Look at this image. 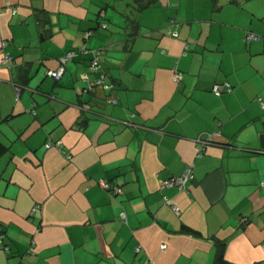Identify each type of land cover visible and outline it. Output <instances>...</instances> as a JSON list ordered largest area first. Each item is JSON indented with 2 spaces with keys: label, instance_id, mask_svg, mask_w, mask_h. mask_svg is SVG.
Returning <instances> with one entry per match:
<instances>
[{
  "label": "crops",
  "instance_id": "0c3cea01",
  "mask_svg": "<svg viewBox=\"0 0 264 264\" xmlns=\"http://www.w3.org/2000/svg\"><path fill=\"white\" fill-rule=\"evenodd\" d=\"M1 40L0 264H264V0H0ZM81 46L112 88L46 75Z\"/></svg>",
  "mask_w": 264,
  "mask_h": 264
},
{
  "label": "built area",
  "instance_id": "2783aa9c",
  "mask_svg": "<svg viewBox=\"0 0 264 264\" xmlns=\"http://www.w3.org/2000/svg\"><path fill=\"white\" fill-rule=\"evenodd\" d=\"M101 15H103L101 13ZM90 35L89 32L85 33L84 37L87 38L88 36ZM173 35H176V33L174 32ZM252 39H258V37L254 34H249L247 35L246 37V40L249 41V40H252ZM6 46V41L5 40H1L0 42V49L1 51L4 50ZM78 54H87V53H90L91 54V59L89 61V69L91 72L95 73L97 75V78L92 82V86L91 87H96V86H99V87H102L104 89H110L112 88V85L110 83H108L109 81H107V78H106V74L105 72L101 69L100 67V57L102 55H104L105 53V49L104 48H99V49H95V50H89L87 49L85 46H81L78 48V51L75 52V51H69L67 52V54L63 57L60 58V65L55 69V70H47L46 71V75L53 78L54 80H59L63 71H64V66H65V63L71 59H73L74 56H76ZM13 61V57L9 54H6V53H3V56H2V59H1V65L5 66V67H9L10 64L12 63ZM181 77V75L177 74L174 76V79L175 81H177L179 78ZM224 86L227 87V84L225 83ZM19 87L16 88V91H17V95L19 93ZM212 91L216 94V95H219L222 90L221 88L218 86V85H214L213 88H212ZM112 104H115L116 103V99L112 100L111 101ZM31 112L34 114V110H31ZM205 143V142H203ZM57 146H60L59 145V142L55 143ZM50 144L47 143V146H49ZM199 150H203V147H201ZM190 167L187 166L186 170L183 172V174L179 177H176L175 179H170V180H167V181H164L163 182V185L164 187H169L173 184H176L177 186L183 188L184 187V183L187 181V180H190L192 179V175H191V168L189 169ZM100 185L103 187V188H106V189H109V193L111 194H120L121 193V189L119 187H110L108 183H106L104 180H101L100 181ZM261 185L263 186L264 184L261 183ZM175 211H177V209L175 208L174 209ZM3 243V233H2V226L0 224V244ZM4 248L6 250H8V248L6 246H4Z\"/></svg>",
  "mask_w": 264,
  "mask_h": 264
},
{
  "label": "trees",
  "instance_id": "16d2710c",
  "mask_svg": "<svg viewBox=\"0 0 264 264\" xmlns=\"http://www.w3.org/2000/svg\"><path fill=\"white\" fill-rule=\"evenodd\" d=\"M221 90H223V88H221ZM5 149H6V147L0 143V156H1V154H3V152H5Z\"/></svg>",
  "mask_w": 264,
  "mask_h": 264
}]
</instances>
